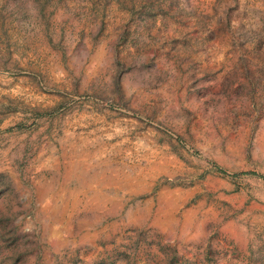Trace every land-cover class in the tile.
<instances>
[{
  "label": "rangeland",
  "instance_id": "374dc122",
  "mask_svg": "<svg viewBox=\"0 0 264 264\" xmlns=\"http://www.w3.org/2000/svg\"><path fill=\"white\" fill-rule=\"evenodd\" d=\"M0 264H264V0H0Z\"/></svg>",
  "mask_w": 264,
  "mask_h": 264
}]
</instances>
